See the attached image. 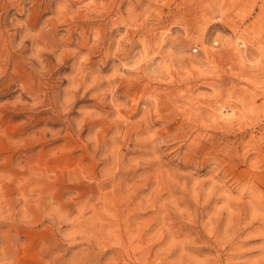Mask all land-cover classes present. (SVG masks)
<instances>
[{
  "label": "rangeland",
  "instance_id": "1",
  "mask_svg": "<svg viewBox=\"0 0 264 264\" xmlns=\"http://www.w3.org/2000/svg\"><path fill=\"white\" fill-rule=\"evenodd\" d=\"M0 264H264V0H0Z\"/></svg>",
  "mask_w": 264,
  "mask_h": 264
}]
</instances>
